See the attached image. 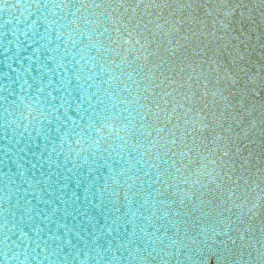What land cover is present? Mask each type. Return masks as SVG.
Here are the masks:
<instances>
[{
	"label": "snow or ice",
	"instance_id": "1",
	"mask_svg": "<svg viewBox=\"0 0 264 264\" xmlns=\"http://www.w3.org/2000/svg\"><path fill=\"white\" fill-rule=\"evenodd\" d=\"M171 7L149 3L141 9V0L134 5L127 0L0 4V9L21 12L20 18L12 17L17 25L28 21L23 29L15 25L10 30L14 39L0 40L4 53L13 43L17 48L0 61L14 73L0 72V139L11 144L0 154V167L9 169L0 172V191L5 192L0 199L8 200L9 209L2 211L12 216L4 221L5 227L11 225L7 232H19L17 247L27 251L25 240L35 245L33 260L41 253L48 260L59 256L64 245L75 246L60 235L45 234L35 222L47 216L31 205L29 189L51 199L56 191L68 196L65 190L75 182L76 189H83V201L74 191L71 205L64 201L66 215L71 207L84 217L88 224L80 230L90 227L93 241L106 233L123 236L114 252L111 240L108 248L97 244L91 264H208L209 256L216 257V264H264V220L258 240L252 224L264 209V169H257L255 179L245 178L251 169L247 161L237 166L240 150L233 152L235 142L226 135L231 125L224 126L226 118L239 123L242 114L200 105V95L207 92L198 95L192 89L193 76L183 67L188 62L196 71L192 57L165 47V38L180 33L184 24L174 10L162 14ZM229 16L226 9L213 24L230 30ZM18 34L37 46L27 66L12 69L9 59L20 63ZM175 47H182L179 40ZM208 63L215 61L209 57ZM232 77L225 71V80ZM215 82L220 83L219 76ZM121 224L131 225V231L120 234ZM9 238L5 234L4 240ZM250 248L256 255L247 251L244 260ZM121 249L127 256L118 258ZM109 252L111 259L105 255ZM67 255L48 264H67ZM21 264H31L28 255Z\"/></svg>",
	"mask_w": 264,
	"mask_h": 264
},
{
	"label": "water",
	"instance_id": "2",
	"mask_svg": "<svg viewBox=\"0 0 264 264\" xmlns=\"http://www.w3.org/2000/svg\"><path fill=\"white\" fill-rule=\"evenodd\" d=\"M3 2L4 0H0V4ZM7 2L15 3L16 0H7ZM21 2L23 3L24 0H21ZM136 2L137 0H127V3L133 5ZM149 3L170 4L172 6L171 9H164L162 14L167 16L169 11L174 10L177 16L184 20L180 33L165 38V47L171 51H175L177 55L185 53L192 57V66L195 67L196 71L193 72L192 68L187 67L188 62L183 67L186 73L193 76V80L189 82L192 89L198 95L205 91L207 92L206 96L200 95V105L207 104L209 109L217 107L232 116H236L237 113L242 114L243 119L239 123L226 118L224 126L227 128L231 125V130L226 135L235 142L232 145L233 152L237 148L240 150L236 155L237 166L247 161L246 167L251 169V173L245 172L244 176L245 178L251 176L252 179H255L256 176L260 175L257 173V169H264V131H261V129H264V123L261 122L264 121V0H141V9H143L144 4ZM181 4L191 5V7H185L183 10H180L178 6ZM226 9L231 11V16L227 20L230 30L223 28L220 23L213 24L214 20L219 21L223 19ZM151 11L155 12L157 9H151ZM35 15L33 13L29 17V21L34 19ZM13 16L20 18L21 12L14 9H0V26H2L0 27V32L4 34L0 37V40L7 41L14 39L10 30H15V25L17 28L23 29L24 24L28 22L24 21L17 25L16 20L12 19ZM145 18L147 19L148 17L145 16ZM10 20H12V23H8ZM196 20L203 21L207 27L202 28L200 24L196 23ZM214 28L216 29L215 35H209L213 32ZM188 29H191V32ZM192 32H195L196 35L193 36ZM185 35L188 37L187 40L184 39ZM234 37H239V39H234ZM18 38L23 42L18 51L20 63L18 64L14 59H9L7 64H11L12 69L19 68L20 64L27 66L29 63L28 57L32 55L33 49L37 46L30 40H26L23 35L18 34ZM168 39H171L173 43L167 44L166 41ZM177 40L182 45L179 49L175 47ZM85 43H87L86 40ZM9 48V53H4L3 48H0V61H3L4 55L12 56L14 52H17L15 43L9 45ZM171 51L169 54H171ZM194 53H198V55ZM209 57H212L215 63L209 64ZM165 58L167 59V57ZM173 60H175V57H173ZM32 62L35 63V60L33 59ZM176 62L179 63V61ZM225 71L233 74L232 79H224ZM0 72H9V74L14 75L4 63H0ZM217 76L220 77L218 85L215 82ZM3 79V77H0V82ZM185 79H187V76H185ZM214 92L216 93L215 96L213 95ZM241 102L243 104L242 107ZM253 121H255L254 127L252 126ZM0 135H3V133L0 132ZM3 146L11 147V144L7 143V139H0V154L3 152ZM14 170L13 168L12 171ZM6 171H9V169L0 167V172ZM239 174L238 167L237 173L233 175V179ZM37 176L39 177V173H37ZM239 183L243 185V181H239ZM23 187L26 188L27 185ZM56 187L59 188V185ZM2 188L3 182L0 180V189ZM65 191L68 193V196H63L61 192L56 191L52 193L51 199H49V196L41 192H31L29 189L30 195L28 199L31 201V205L37 210L42 211L44 216H47V219H44L43 216H38L35 222L44 230L45 234L51 235L55 233L62 236L63 240H69L71 245L75 246L64 245L63 252L59 256H50L48 260H63L65 259V254L68 253L67 264H82V262L83 264H91L92 259L96 257V251L99 250L97 244L108 248L109 240L112 241L111 247L114 252L123 236L118 235L117 232H113L111 235H107L106 233L103 238L93 241L92 236L89 235L91 232L90 227L85 228L84 231L80 230L84 225L88 224V221L82 216H76L72 212L71 207L67 209L71 215H66L65 213L66 205L64 201L67 200L68 205H71L72 200L75 199L72 196L74 191L81 197V201H83V189H76L75 182H73L69 184ZM4 195L5 192L0 191V197ZM21 195H23V192ZM33 196H35V199L32 198ZM16 200L17 197L13 194L11 204L15 205ZM37 200L41 202L37 204ZM44 201H48V203L46 204ZM76 206L79 207V205ZM3 209H9V202L8 200L0 199V264H21L25 260L26 255H28V260L31 264H48V260L43 259L47 255L46 253L36 256L35 260L32 259L36 255L32 252V249L35 247L34 244L25 240V244L28 245L27 251L23 246H16L19 243V232L17 231L15 235L7 232V228L11 227V225L9 224L5 227L4 221L6 219L12 220V216L2 211ZM81 211H84V209L82 208ZM16 219H19V213H17ZM233 220H235V217H233ZM261 220H264V209H260L257 216L252 220L255 228L254 235L257 240L260 239ZM103 222L101 218L99 223L102 224ZM64 225H67V229H65ZM243 227L244 225H241V228ZM49 230L51 231L49 232ZM118 231L120 234L125 231L130 232L131 225L125 226L121 224ZM5 234L10 237L7 241L4 240ZM29 235H32L33 239H35V234L31 231ZM96 235L99 236V232ZM5 244H7V248ZM259 247V244H254V248ZM93 249H96V251H93ZM49 251H51V248H49ZM247 251H252L253 256L256 255L254 249H245L244 260L249 259ZM13 252H16L18 255L13 257ZM105 255L111 259L112 253H105ZM121 255L127 256V252H124L123 249L120 252H116L118 258ZM208 264H216V257L209 256Z\"/></svg>",
	"mask_w": 264,
	"mask_h": 264
}]
</instances>
